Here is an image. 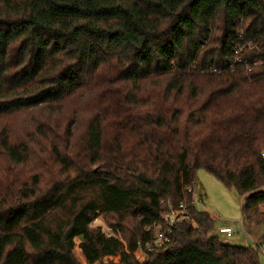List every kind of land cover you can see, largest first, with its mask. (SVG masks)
Here are the masks:
<instances>
[{
	"label": "trees",
	"instance_id": "trees-1",
	"mask_svg": "<svg viewBox=\"0 0 264 264\" xmlns=\"http://www.w3.org/2000/svg\"><path fill=\"white\" fill-rule=\"evenodd\" d=\"M24 113L32 134L0 122V264H260L264 234L222 244L187 190L204 170L264 229V0H0V121Z\"/></svg>",
	"mask_w": 264,
	"mask_h": 264
},
{
	"label": "rangeland",
	"instance_id": "rangeland-1",
	"mask_svg": "<svg viewBox=\"0 0 264 264\" xmlns=\"http://www.w3.org/2000/svg\"><path fill=\"white\" fill-rule=\"evenodd\" d=\"M63 110L64 120L77 121V130L79 131L85 128L87 122L86 116H75L74 102H67ZM32 117L35 118V116L29 113H24L6 117L0 122L6 125L11 135L21 138L25 133L32 134L34 127ZM77 138H81L80 133H77ZM32 158L35 159L36 157ZM30 161L33 160L31 159ZM194 191L196 196L200 198L201 210L207 212L214 220L215 235L218 236L222 244L233 247H239V245L240 247H252L260 240L264 234L263 227L249 226L241 222L240 207L242 200L233 188L224 186L204 170H198L195 173ZM259 210L263 212L264 206L260 207ZM110 221V218L100 216L93 221L90 227L99 228L104 233L109 231L113 237L122 240L121 234L110 227ZM221 227H230L234 232V236L231 239H227L223 235H218L217 231ZM73 255L79 264H86L77 248L74 249ZM134 256L140 263L146 260V255L143 254V251H136ZM259 261L260 264H264V256L261 253L259 254ZM110 262L116 264L118 257H110L102 260L103 264Z\"/></svg>",
	"mask_w": 264,
	"mask_h": 264
},
{
	"label": "built area",
	"instance_id": "built-area-1",
	"mask_svg": "<svg viewBox=\"0 0 264 264\" xmlns=\"http://www.w3.org/2000/svg\"><path fill=\"white\" fill-rule=\"evenodd\" d=\"M247 46L249 49H251V46L249 44ZM239 53V49L234 51V55L231 58V64L229 66L232 67L236 63L240 62ZM187 192L193 195L192 206L197 210H201L202 205L200 203V198L198 196H195L194 190L192 191L191 189H188ZM186 208L187 207L184 204H181L177 208H171L169 212L161 214L158 224L154 225L153 227L155 232L154 238L150 242L145 243L143 245V248L142 245L138 243L137 251H143V254L146 255L152 250V246H161L162 244L168 243V235L171 229L175 225L188 220ZM102 233L107 237H113L109 231H106V233ZM218 233L220 235H224L226 238H230L231 236H233V231L230 227H221L220 229H218ZM259 250V252L264 256V243L261 244Z\"/></svg>",
	"mask_w": 264,
	"mask_h": 264
},
{
	"label": "crops",
	"instance_id": "crops-1",
	"mask_svg": "<svg viewBox=\"0 0 264 264\" xmlns=\"http://www.w3.org/2000/svg\"><path fill=\"white\" fill-rule=\"evenodd\" d=\"M194 194H195V191H194ZM195 196H196V194H195ZM233 236H234V232H233ZM233 236H231L230 238H228V239H231ZM226 238V237H225ZM240 246V245H239Z\"/></svg>",
	"mask_w": 264,
	"mask_h": 264
}]
</instances>
